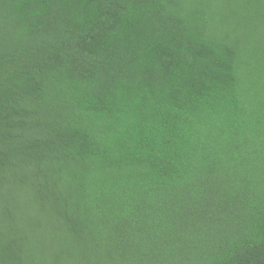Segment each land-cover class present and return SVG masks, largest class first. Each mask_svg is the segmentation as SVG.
<instances>
[{
	"label": "trees",
	"instance_id": "16d2710c",
	"mask_svg": "<svg viewBox=\"0 0 264 264\" xmlns=\"http://www.w3.org/2000/svg\"><path fill=\"white\" fill-rule=\"evenodd\" d=\"M0 264H264V0H0Z\"/></svg>",
	"mask_w": 264,
	"mask_h": 264
}]
</instances>
